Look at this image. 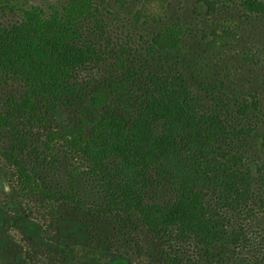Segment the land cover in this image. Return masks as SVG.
<instances>
[{
	"label": "trees",
	"instance_id": "trees-1",
	"mask_svg": "<svg viewBox=\"0 0 264 264\" xmlns=\"http://www.w3.org/2000/svg\"><path fill=\"white\" fill-rule=\"evenodd\" d=\"M235 1L196 0L217 27L194 46L165 27L137 47L110 37L130 0H0L16 16L0 21L3 187L24 197L20 223L39 240L42 210L65 246L68 208L88 230L132 228L157 263L264 264V105L223 64L235 25L214 19ZM239 6L264 17V0ZM159 14L143 8L126 29Z\"/></svg>",
	"mask_w": 264,
	"mask_h": 264
},
{
	"label": "rangeland",
	"instance_id": "rangeland-1",
	"mask_svg": "<svg viewBox=\"0 0 264 264\" xmlns=\"http://www.w3.org/2000/svg\"><path fill=\"white\" fill-rule=\"evenodd\" d=\"M27 1L30 5H40L48 9L49 4L58 0ZM240 1L230 3L229 9H222L220 15L214 18L219 21L222 28L224 24L221 21L227 23L225 27L235 25L236 36L230 43L231 46L225 48L227 52L223 64H229L228 61L231 60L234 62L231 65L235 68L241 66L243 75L239 76L238 80H241L242 84L249 87L252 92L256 91L264 105V17L249 19L243 17V8L239 6ZM130 2L128 8L122 10V14L119 15L120 20L113 31L111 30L110 37L114 43L116 41L124 43L126 38L135 34L138 47L142 42L148 41L145 36L160 32L167 27L168 32L181 35L189 41L188 45L194 46L196 36L200 38L203 34L202 30L210 32L217 27L214 21L207 20L205 15H202L203 10L196 4V0H130ZM143 8L157 14L161 12L156 26H146L144 32L140 29V24L137 31L134 28L130 30L131 26L126 29L129 20L134 23V16ZM15 18L16 16L12 13L0 14L2 22ZM138 53L139 51L132 57H136ZM146 71L159 72L158 69L150 67H147ZM12 91L15 92L13 89ZM7 181L8 177L0 161V264H109L115 256L127 258L129 264H161L157 263L155 258L148 259L138 255L137 232L134 233L135 236H132V228L108 221L100 231L94 227L88 230L79 222L78 213L74 209L59 208L58 214L62 223L57 226L65 232L67 237L66 242L63 243L65 246H61L55 240L58 237L57 228L54 224H47L48 221L42 210L40 215L42 220L35 219L40 226L39 235L41 231L44 235L43 240H39L41 238L40 236L38 238L36 231H30L28 225L20 223L19 216L27 215V204L20 193L3 187V183ZM28 234L33 235L34 238H30Z\"/></svg>",
	"mask_w": 264,
	"mask_h": 264
}]
</instances>
